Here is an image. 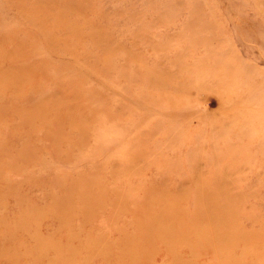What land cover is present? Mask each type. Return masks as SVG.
Returning a JSON list of instances; mask_svg holds the SVG:
<instances>
[{
    "label": "rangeland",
    "instance_id": "obj_1",
    "mask_svg": "<svg viewBox=\"0 0 264 264\" xmlns=\"http://www.w3.org/2000/svg\"><path fill=\"white\" fill-rule=\"evenodd\" d=\"M0 78V264H264V0H0Z\"/></svg>",
    "mask_w": 264,
    "mask_h": 264
},
{
    "label": "bare ground",
    "instance_id": "obj_2",
    "mask_svg": "<svg viewBox=\"0 0 264 264\" xmlns=\"http://www.w3.org/2000/svg\"><path fill=\"white\" fill-rule=\"evenodd\" d=\"M9 75H11V74H9ZM15 76H13V75H11L12 76V78H14L15 80H16V83H15V85L17 86V85H19L21 82H22V80L25 78V74L22 72V71H18V73L16 74H14ZM6 86H8V80L7 79H4V78H0V89L1 88H4V87H6ZM25 159H26V161H27V163H29V162H32L34 159H31L29 156H25ZM89 197V196H88ZM101 196L100 195H94V196H90L89 197V201H90V204H91V206L92 205H96V204H100L101 203ZM64 207L65 208H58L57 210V212H56V210H53L52 212H56V213H54V215L50 212V214L52 215V216H55L54 217V219L58 222V224L59 225H62V226H66L67 227V238L69 239V238H71L72 236H70L69 235V227H70V225H69V219L70 218H74V215H82V216H84V217H86V216H88L89 214H90V212H85V213H79L78 211H76V210H73L74 209V206L73 205H71V203H68V204H64ZM51 210V209H50ZM24 212L26 213V214H28V211L27 210H24ZM62 219H64V222L62 221ZM33 220H35L34 218H33ZM25 222H26V220H24V224L21 226V228L22 229H24L25 230ZM63 223H67L66 225H63ZM148 227H149V232H150V227H151V225L149 226V225H146L145 226V230H147L148 229ZM148 232V233H149ZM13 235V234H12ZM142 236V235H141ZM123 240H124V242H125V244L128 246V250L127 251H132V250H135V247L137 248V251L136 252H138L139 253V255H144V254H146V248H144V247H142V245H136L135 243L137 242V240H134L135 241V243H133L132 241H133V239L132 238H127V237H123ZM44 242L43 241H41V240H38L37 241V244H36V246H35V248H31V247H26V249L27 250H29L28 251V254L29 253H32V256H33V259L34 260H39L40 259V255H41V253H39V254H37V252H36V250H39V248L41 249V251H42V244H43ZM50 243L52 244V245H54V246H56V249H58L59 247H61V246H63V247H66V248H69V249H73L74 250V248L73 247H70V245L69 244H60V243H58V242H56V241H53L52 240V238L50 239ZM94 244L95 245H98V244H100L101 245V249H98L99 251H100V254L103 256V258L105 259V258H109L107 255H104V254H106L105 252H106V250L104 249V247H106L107 246V244H104V243H100L99 241H94ZM166 244H167V242H166ZM81 247H80V249H82V250H84L85 249V247H84V244H81L80 245ZM131 246H133L132 248H131ZM2 247H5V246H3L2 245ZM38 247V248H37ZM120 263V262H119Z\"/></svg>",
    "mask_w": 264,
    "mask_h": 264
}]
</instances>
